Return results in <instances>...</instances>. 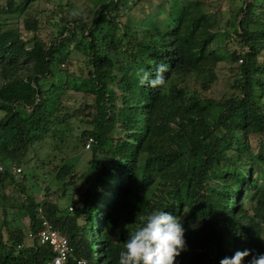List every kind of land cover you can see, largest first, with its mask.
<instances>
[{
  "label": "trees",
  "instance_id": "1",
  "mask_svg": "<svg viewBox=\"0 0 264 264\" xmlns=\"http://www.w3.org/2000/svg\"><path fill=\"white\" fill-rule=\"evenodd\" d=\"M30 1L7 0L0 8L23 17L24 30L0 27V187H20L11 168L25 165L49 136L74 135L76 147H88L89 165L76 177L70 165L56 175L63 186L81 181L70 211L31 195L20 201L25 230L7 221L1 194L0 264L53 257L35 237L38 209L68 237L66 264H118L139 217L155 209L181 218L180 264H219L249 249L248 264L264 225V0H244L225 25L236 24L223 35L239 49L230 54L232 91L214 101L202 91L216 81L222 56L212 48L215 20L199 0H108L96 5L89 26L79 15H26ZM147 4L153 14L145 13ZM47 24L56 35L43 38ZM73 50L86 57L79 75L61 69ZM160 61L169 66L164 83L141 85L137 69L154 72ZM58 76V84L43 88Z\"/></svg>",
  "mask_w": 264,
  "mask_h": 264
},
{
  "label": "rangeland",
  "instance_id": "2",
  "mask_svg": "<svg viewBox=\"0 0 264 264\" xmlns=\"http://www.w3.org/2000/svg\"><path fill=\"white\" fill-rule=\"evenodd\" d=\"M7 0H0V8L5 6ZM15 5L19 6L22 0H14ZM108 0H31L25 10V14H31L33 17H42L44 19L46 15H51L52 18L71 20L77 15L84 18L87 26L92 22L93 12L96 9V5H103ZM154 2H160L162 0H153ZM169 1V0H168ZM204 5L205 10L215 20V39L213 43V50L220 52L222 59L216 64L215 75L216 81L213 82L210 87L202 91V95L211 100H220L226 98L231 93V85L235 75V65L230 60V54L236 51L238 46L233 41H229L223 35L226 23L231 20L234 14L238 11L244 0H199ZM145 13L155 11L154 6L151 4L145 5ZM52 11V14H51ZM154 13V12H153ZM151 13V14H153ZM147 14V13H146ZM138 17V15H133ZM23 17L16 13L13 16H5L0 14V27L2 29H8L16 27L22 33ZM55 20V19H54ZM5 21V24L2 25ZM236 24L229 27L227 31L231 32L236 28ZM1 29V28H0ZM56 26H50L47 24L45 28H41L39 33L41 37L46 38L49 33L56 35ZM219 53V54H220ZM71 62L61 66V69H67L70 73L79 75L83 71L86 62L84 52L73 50L70 59ZM87 69H85L86 72ZM84 72V73H85ZM59 76L56 79L46 81L43 83V88H48L51 84H58ZM63 81V80H62ZM199 84L194 83V88L198 89ZM74 94L75 93H69ZM0 112V118L2 117ZM78 132V130H77ZM74 131V134H78ZM88 152L87 146L82 148L78 144L76 147L75 136H67L64 141L53 139L51 136L47 137L44 142L35 145L32 152L27 156V163L22 165V175L17 176L16 180L19 181L21 189L24 190L20 193L18 186L5 184V187H0V203L1 194L6 197L3 200L4 204L8 208L7 221L11 224L21 225L25 230L27 229L28 220L23 211L19 209V203L25 198V196H33L36 200L44 199L48 202L58 203L61 206L67 207L70 211L69 198L73 192H78L81 189V181L74 185H64L56 179V175L59 169L64 165L71 166V174L74 177L83 173L88 165ZM22 177V178H21ZM65 194V197L62 196ZM3 219L2 208L0 207V221ZM32 237H28L25 246L33 245ZM264 253V225L262 226V239L257 246V254ZM256 254V255H257Z\"/></svg>",
  "mask_w": 264,
  "mask_h": 264
},
{
  "label": "clouds",
  "instance_id": "3",
  "mask_svg": "<svg viewBox=\"0 0 264 264\" xmlns=\"http://www.w3.org/2000/svg\"><path fill=\"white\" fill-rule=\"evenodd\" d=\"M168 69V64L163 61L155 63L154 72L140 67L137 69L139 83L158 87L164 83V73ZM139 221L124 241L118 264H175L181 252L186 251L181 218L168 211L155 209L147 215H141ZM249 255V249L236 250L231 257L221 258L219 264H243ZM248 264H264V253L253 255Z\"/></svg>",
  "mask_w": 264,
  "mask_h": 264
},
{
  "label": "built area",
  "instance_id": "4",
  "mask_svg": "<svg viewBox=\"0 0 264 264\" xmlns=\"http://www.w3.org/2000/svg\"><path fill=\"white\" fill-rule=\"evenodd\" d=\"M238 62H241V60ZM11 171L17 176L21 173V169L17 167H12ZM38 212L40 213V224L35 236L36 240L39 245L49 246L53 253V257L46 264H66L72 255V247L68 237L53 227L50 221L43 216L41 209H38ZM76 263L84 264V261L77 260ZM175 264H180L179 259H176Z\"/></svg>",
  "mask_w": 264,
  "mask_h": 264
}]
</instances>
